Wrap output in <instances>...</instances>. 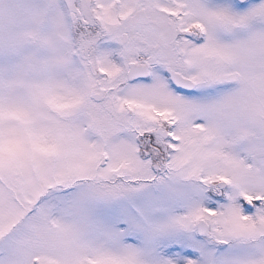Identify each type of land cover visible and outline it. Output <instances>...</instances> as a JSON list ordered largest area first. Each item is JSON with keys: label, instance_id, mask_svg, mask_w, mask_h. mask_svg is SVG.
Returning a JSON list of instances; mask_svg holds the SVG:
<instances>
[{"label": "snow or ice", "instance_id": "1", "mask_svg": "<svg viewBox=\"0 0 264 264\" xmlns=\"http://www.w3.org/2000/svg\"><path fill=\"white\" fill-rule=\"evenodd\" d=\"M0 264H264V0H0Z\"/></svg>", "mask_w": 264, "mask_h": 264}]
</instances>
